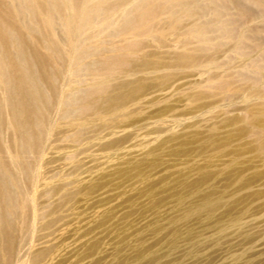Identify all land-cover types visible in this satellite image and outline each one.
I'll list each match as a JSON object with an SVG mask.
<instances>
[{
	"label": "rangeland",
	"instance_id": "rangeland-1",
	"mask_svg": "<svg viewBox=\"0 0 264 264\" xmlns=\"http://www.w3.org/2000/svg\"><path fill=\"white\" fill-rule=\"evenodd\" d=\"M0 264H264V0H0Z\"/></svg>",
	"mask_w": 264,
	"mask_h": 264
}]
</instances>
